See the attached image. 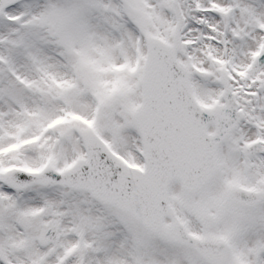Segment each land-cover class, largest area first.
Wrapping results in <instances>:
<instances>
[{
	"label": "snow or ice",
	"instance_id": "obj_1",
	"mask_svg": "<svg viewBox=\"0 0 264 264\" xmlns=\"http://www.w3.org/2000/svg\"><path fill=\"white\" fill-rule=\"evenodd\" d=\"M0 264H264V0H0Z\"/></svg>",
	"mask_w": 264,
	"mask_h": 264
}]
</instances>
